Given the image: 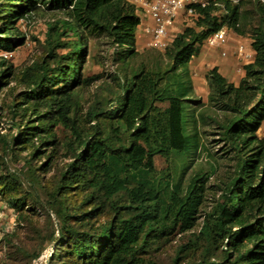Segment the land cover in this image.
Returning a JSON list of instances; mask_svg holds the SVG:
<instances>
[{"label": "trees", "instance_id": "obj_1", "mask_svg": "<svg viewBox=\"0 0 264 264\" xmlns=\"http://www.w3.org/2000/svg\"><path fill=\"white\" fill-rule=\"evenodd\" d=\"M242 1L215 0L216 5L195 7L194 15L187 17L190 25L161 50L146 45L151 52L143 51L145 55L136 51L141 26L132 0L7 4L0 26L7 36L0 39L6 43L0 45L4 50L20 41L19 37L7 40L15 36L10 26L38 4L63 12L62 19L47 27L49 32L61 29L73 36L69 53L55 59L51 69L41 68L40 77L32 76L24 94L52 109L57 122L70 129L63 145L70 162L45 201L58 222L55 245L45 264H151L145 255L155 240L188 232L204 255L215 246L220 249L214 260L207 257L193 264H264V136L256 135L264 121V0L255 1L256 24L245 25L254 56L242 67L237 84L213 67L205 74L203 101L194 92L188 70L211 33L224 27L243 34L239 29L244 27L239 24ZM85 29L108 37L116 50L114 62L119 63L109 107L97 105L86 113L87 131L69 116L70 96L85 82L80 72L87 54ZM136 57L141 58L137 65L132 63ZM3 75L0 72V79ZM11 112L18 127L12 108ZM29 128L28 132L21 131L25 127L15 129L17 133L8 141L0 134L6 156L29 137L38 138L43 146L55 144L54 134L43 127V135L37 127ZM207 128L221 138L225 164L217 175L211 210L198 226L205 183L218 170L215 154L206 152L208 171H194L187 177L186 173L204 150L201 138ZM155 158L168 161L171 167L156 172ZM22 167L30 168L25 161ZM71 189L84 195L78 207L59 196ZM121 198L123 205H119ZM22 204L16 198L7 202L18 220L13 233L2 237L6 246L7 237L21 225L17 212ZM178 259L177 255L174 264Z\"/></svg>", "mask_w": 264, "mask_h": 264}, {"label": "rangeland", "instance_id": "obj_2", "mask_svg": "<svg viewBox=\"0 0 264 264\" xmlns=\"http://www.w3.org/2000/svg\"><path fill=\"white\" fill-rule=\"evenodd\" d=\"M24 1L0 0V26L6 19L7 4L19 3V5H23ZM255 1L243 0L241 2L239 7L241 21L239 24L244 25V27L239 26V29L243 34L237 35L229 31L226 57H220L215 49L209 48L205 44L199 46L198 51L188 64L190 76L198 91H200L201 85L203 87L205 74L213 67H216L230 82L236 84L241 79L242 75L237 74L235 70L245 64L235 60L232 51L237 44L248 46L249 33L245 25L251 27L257 22ZM132 2L138 7V0H132ZM11 9L15 10V8ZM219 13L221 14L223 11ZM62 18L63 12L48 10L38 4L34 10L24 14L10 26L15 36H10L7 40L11 42L19 37V43L14 42L10 50L0 48V72L4 71V75L0 79V134L8 141L17 133L15 129L25 127L27 130L21 131L28 132L30 131L29 127L33 125L37 127L39 135H43L42 127L43 130L54 134L51 141H55V144L43 146L39 144L38 138L29 137L26 143L18 147L13 146L14 150L11 156L4 154L0 144V225L2 227H6L12 218L9 217L6 208L10 212L13 211L16 224L18 220L15 210H12L7 202L16 198L23 203L17 212L20 215L19 223L21 224L16 231L17 233L7 237L9 238V245L7 246V241L6 243L3 242L6 235L2 238L1 245L4 250L1 251L0 264H30L31 260L40 253L42 254L39 255V258L46 262L55 245L53 235L57 233L58 222L45 201L53 191L56 179L65 165L70 162L63 148L65 140L70 135V129L63 123L57 122L52 109L44 108L40 102L28 100L24 94L29 88V81L32 76L40 77L41 68L51 69L55 59L69 53L73 36L66 35L61 29H58L57 32H49L47 28ZM190 24V19L179 15L173 24L172 33L175 36L186 25ZM5 32L0 31V39L7 37L4 35ZM83 34L87 54L80 72L81 79L85 82L81 81L70 96L69 116L87 131L89 126L86 122V113L97 105L102 108L109 107L108 101H110L112 90L115 89L113 77L119 63L114 62V51L116 50L108 37L104 34L89 33L86 29L83 30ZM136 37V51L142 55H145L143 51L151 52L145 48L148 37L141 31L137 32ZM5 44L0 41V45ZM140 60V57H136L132 63L137 65ZM196 96L205 101V94L197 93ZM11 108L14 110L18 127L13 125ZM256 135L258 137L264 136V121ZM220 139L214 130L207 128L201 138L204 150H201L200 156L192 162L191 168L186 173L187 177L194 171H208L210 162H208L206 152L210 151L215 154L214 157L217 160L215 164L218 165V170L216 168V173L211 175L205 183L203 205L198 210V226L202 224L205 215L211 210V195L218 183L217 175L224 168L225 156L221 154L224 146ZM23 161L29 164V169L22 167ZM170 167L168 161L155 158L154 168L156 172L162 173ZM33 179L36 180L35 183ZM62 193H59V196L61 195L69 206L78 207L83 201L84 195L76 189L63 190ZM118 200L119 205L125 203L122 198ZM197 231L198 227L192 232ZM11 233L13 232L9 234ZM193 240L194 238L189 232L167 239L160 237L153 242L145 258L151 264H174L173 260L178 255L177 264H193L207 257L214 260L219 255L220 249L216 246L204 255L202 247L199 244L194 245ZM40 264L44 263L40 262Z\"/></svg>", "mask_w": 264, "mask_h": 264}, {"label": "built area", "instance_id": "obj_3", "mask_svg": "<svg viewBox=\"0 0 264 264\" xmlns=\"http://www.w3.org/2000/svg\"><path fill=\"white\" fill-rule=\"evenodd\" d=\"M138 3L141 31L148 37L146 45L157 50L165 48L174 37L172 29L177 16L183 15L187 18L194 15L195 7L205 8L209 5H216L215 0H138ZM226 35L227 30L221 27L206 37L205 45L218 50L219 55L224 57L226 55L224 50ZM233 55L237 61L243 63H248L251 59V52L243 44H237ZM6 210L12 218L6 227L0 225V255L4 250L1 245L2 237L16 229L13 211L10 212L8 208ZM40 262L45 264V261L39 257L33 260L32 264H40Z\"/></svg>", "mask_w": 264, "mask_h": 264}, {"label": "crops", "instance_id": "obj_4", "mask_svg": "<svg viewBox=\"0 0 264 264\" xmlns=\"http://www.w3.org/2000/svg\"><path fill=\"white\" fill-rule=\"evenodd\" d=\"M140 35H142V34H140ZM228 36H229V32L227 31V35H226V41H225V45H224V50H225V52H226V55L224 56V57H226L227 56V51H226V43H227V40H228ZM245 46V45H244ZM236 47V46H235ZM234 47V48H235ZM246 47V46H245ZM210 48V47H209ZM234 48H233V51H234ZM246 49L247 50H249L250 52H251V59L248 61V62H250V61H252V59H253V56H254V53H253V51L251 50V46H250V39H248V46L246 47ZM216 50V49H215ZM217 52H218V54H219V51L218 50H216ZM233 51H232V55H233ZM220 56V55H219ZM234 56V55H233ZM221 57V56H220ZM235 58V57H234ZM235 60H236V58H235ZM244 64H246V63H244ZM216 68V67H215ZM217 69V68H216ZM241 71V72H240ZM190 72V71H189ZM217 72L220 74V75H222V76H224L222 73H220L219 72V70L217 69ZM235 72H237V74H243V72H242V67H237L236 68V70H235ZM191 79H192V77H191ZM192 82H193V80H192ZM230 82V81H229ZM232 83H234V82H232ZM238 83V82H237ZM236 83V84H237ZM235 84V83H234ZM193 85H194V82H193ZM199 89H200V91H198L197 89H196V86L194 85V92H195V94H197V93H199V94H205L206 95V92H207V88H206V85H205V78H204V81H203V87H202V85L199 87Z\"/></svg>", "mask_w": 264, "mask_h": 264}]
</instances>
